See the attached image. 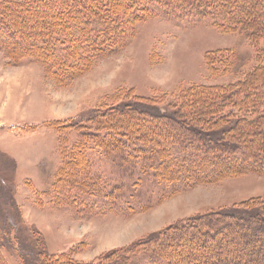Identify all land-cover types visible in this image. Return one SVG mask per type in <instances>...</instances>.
<instances>
[{"label": "trees", "instance_id": "16d2710c", "mask_svg": "<svg viewBox=\"0 0 264 264\" xmlns=\"http://www.w3.org/2000/svg\"><path fill=\"white\" fill-rule=\"evenodd\" d=\"M158 13L174 19H209L223 33L240 32L254 48V65L229 84L187 87L172 105L129 92L106 101L90 119L81 113L50 122L57 131L62 158L58 180L49 192L55 202L78 174L91 181L101 177L94 165L101 162L102 152L118 155L120 165L138 164L143 173L149 170L159 182L170 185L197 186L246 174L264 175V0H0V50L13 65L25 58L40 63L58 86L66 87L97 60L122 51L137 25ZM231 58H236V52L225 48L208 51L204 61L210 75L216 76L226 68L232 71ZM71 133L80 137L69 143ZM9 160L4 155L0 162ZM2 179L8 182L0 171V211L5 221V226L0 224V264H9L3 254L9 232L16 239L22 264H137L140 251L152 257V264H230L247 249L264 253V233L260 232L264 230V197L195 214L87 263L68 253H51L36 229L32 231L36 246H19V232L27 226L14 197L6 198ZM101 187L106 190L105 182ZM113 191L103 192L104 198L114 200ZM251 224L252 229L246 227ZM219 226L232 232L243 228L239 237L248 241L241 245L226 234L228 242L217 244ZM184 231L194 240L197 234L207 236L208 242L196 239L198 245L179 247V241L187 237ZM226 248L232 250L222 253ZM213 251L219 253L214 261ZM198 253L204 257L199 261L193 258L198 259ZM262 256L252 251L240 261L264 264Z\"/></svg>", "mask_w": 264, "mask_h": 264}, {"label": "rangeland", "instance_id": "374dc122", "mask_svg": "<svg viewBox=\"0 0 264 264\" xmlns=\"http://www.w3.org/2000/svg\"><path fill=\"white\" fill-rule=\"evenodd\" d=\"M225 48L236 52V58L229 60L232 71L226 68L219 75H210L204 61L206 53ZM10 59L0 50V159L4 155L10 159L0 162V171L8 179H2L1 188L6 198L14 197L27 226L19 232V246H36L32 238L36 229L51 253H68L87 263L195 214L264 197V175L246 174L197 186L170 185L159 182L149 170L143 173L138 164L120 165L118 155L103 152L101 162L94 165L102 174L100 178L91 181L78 174L76 182L62 191L60 201L55 202V195L49 194L58 180L62 160L58 134L50 122L81 113L90 119L106 101H116L129 92L172 105L183 89L194 84L235 82L255 63L254 48L240 32L223 33L209 19H174L158 13L137 25L122 51L97 60L85 75L66 87L58 86L40 63L25 58L13 65ZM75 135L71 133L69 143L80 137ZM104 182L106 190L101 187ZM124 183L127 188L123 190ZM113 189L110 195L114 200L105 199L103 192ZM2 215L0 211V224L5 226ZM246 227L252 229L254 225ZM243 231L219 226L217 244L227 243V234L243 245L248 241L239 237ZM260 232L258 237L263 236ZM9 233L4 238L3 254L9 264H22L16 239ZM203 237L197 234L195 240L205 244L208 238ZM195 240L187 236L179 241V247L198 245ZM252 251L256 256L264 254L247 249L230 264H243L240 260H247ZM213 252L214 261L219 253ZM146 253L137 254V264H152V257ZM195 256L197 261L204 258L203 253H198V259Z\"/></svg>", "mask_w": 264, "mask_h": 264}]
</instances>
